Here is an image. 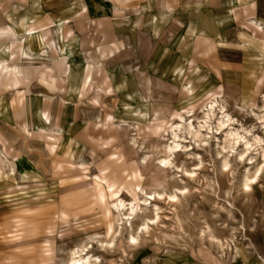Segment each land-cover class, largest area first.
I'll return each mask as SVG.
<instances>
[{
    "label": "rangeland",
    "instance_id": "obj_1",
    "mask_svg": "<svg viewBox=\"0 0 264 264\" xmlns=\"http://www.w3.org/2000/svg\"><path fill=\"white\" fill-rule=\"evenodd\" d=\"M76 259L264 264V0H0V264Z\"/></svg>",
    "mask_w": 264,
    "mask_h": 264
},
{
    "label": "bare ground",
    "instance_id": "obj_2",
    "mask_svg": "<svg viewBox=\"0 0 264 264\" xmlns=\"http://www.w3.org/2000/svg\"><path fill=\"white\" fill-rule=\"evenodd\" d=\"M61 58H63V59H66V58H64V57H61ZM178 147V146H177ZM173 149H175L174 147L171 149V150H173ZM165 162V161H164ZM116 207L119 209V208H121V207H123V208H125V205L122 203V202H120V204L119 205H116ZM131 210L134 212V208H131ZM133 242L136 240L135 238H132L131 239ZM84 263V260H73L72 261V264H83ZM87 263V262H86Z\"/></svg>",
    "mask_w": 264,
    "mask_h": 264
}]
</instances>
